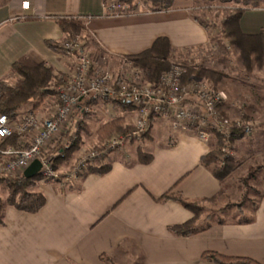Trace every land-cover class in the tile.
Instances as JSON below:
<instances>
[{"label": "crops", "instance_id": "obj_1", "mask_svg": "<svg viewBox=\"0 0 264 264\" xmlns=\"http://www.w3.org/2000/svg\"><path fill=\"white\" fill-rule=\"evenodd\" d=\"M104 4L105 0H0V82L24 57L46 63L60 75L69 74L74 59L49 45L66 38L59 24L63 18L83 20L94 46L116 58L139 54L159 37L169 39L174 53L195 52L210 43L207 27L195 19L187 0H175L168 11L124 16L107 14ZM237 26L242 34L264 35V8L244 11ZM51 102L49 96L34 110L38 117L53 111ZM94 107L103 110V116L91 118L99 124L96 131L127 112L101 101ZM31 109L32 103L20 114ZM153 122L159 135L150 141V163L140 162L133 149L130 162L117 158L107 173L87 174L77 188L58 182L43 185L46 204L37 213L7 205L5 224L0 225V264H215L203 258L206 251L264 264V194L246 218L216 220L191 236L169 230L194 214L175 200L159 202L163 194L180 192L207 204L215 196L219 199L222 185L201 164L212 135L202 140L190 131L171 132L167 121L157 117Z\"/></svg>", "mask_w": 264, "mask_h": 264}, {"label": "rangeland", "instance_id": "obj_2", "mask_svg": "<svg viewBox=\"0 0 264 264\" xmlns=\"http://www.w3.org/2000/svg\"><path fill=\"white\" fill-rule=\"evenodd\" d=\"M136 1L137 0H133V4ZM187 3L190 4L191 13L202 20L205 23L204 25H207L206 27L210 34V43L204 47H200L195 52H173L168 60L169 67L166 71L171 69L172 65L179 63L182 64L185 70L182 77L183 83H189L193 80H203L210 85L208 82V79H210L215 85L217 84L218 90L222 91L225 97L224 102L218 108L220 115L229 119L230 122L240 120L244 123V126L248 125L251 128L250 131L244 129L245 133L241 139L233 141L230 140V138H226L221 145H219L215 137L212 139L211 148L216 149L219 147L221 157H234L237 166L236 170L221 186L222 194H220L219 199L212 203L201 204L204 207L199 220L200 225L198 226L201 228L208 223L220 219L234 221L246 218L250 215L254 206L264 194V168L255 171V175L249 180L250 187H246L241 180L242 177L249 173L251 168L264 164V62L254 63L252 61V65H249V62L243 57V53L240 49L232 44L229 38L225 39L222 34L225 18L230 13H234L237 9L244 8V4L234 0L227 2L220 0H187ZM150 5V0H142L141 2L142 10L149 8ZM83 35L82 32L76 33L70 37L78 38ZM86 41L88 42L89 51L92 53L96 62L99 60V63H108L107 65L110 66V69H119L120 57L116 58L113 56L114 58L108 59L109 53L103 50L98 51V48L93 44L92 37ZM133 63L138 67L141 73V77L138 81L145 82V80H147L145 69L136 62L133 61ZM191 66L198 67L200 70L216 71L220 73L221 78H219L218 82H215V79L208 75L209 73L204 72L202 75L197 74V77L190 76L188 79V77H186L187 75H184ZM20 79H22V76L16 73L15 75L9 76L7 82L9 85H13ZM58 86L60 85L55 83L50 85L51 90L54 91V94L50 96V99L52 98L51 106L53 104L55 105ZM101 102L106 104L105 101ZM25 108H27L26 104L23 105V109ZM90 109L91 112L84 115L80 112L75 113L71 119L70 125L68 127H62L54 139L51 140L50 145H56L49 150V153L52 155L59 152L57 149L60 146H71L72 150L68 153L63 151L61 152L62 156H57V158H55L54 169L60 171L59 179H45V181H42V176H40L38 180L39 189L49 182H58L67 188H77L80 182L74 185L71 182L69 184V180H66V178L76 169L81 157L86 155L87 152L105 147L106 145L104 144L108 143L114 135L125 133L135 127L136 115L133 113V109L127 110L124 116L117 117L123 120L120 127L114 129L105 138H101L99 129L105 124L96 131L95 127L99 124L93 123L91 118L95 119V117L103 116V110L94 107V105L91 106ZM31 110L34 109L32 108ZM27 111L29 110L25 112ZM157 118L167 121V125L170 127L171 132H178L172 129L169 118ZM154 119L152 120L149 131L143 137L142 141L131 139L123 147L114 149L103 156H99L87 167L86 172L81 175L79 180L88 174L92 167L110 165L117 158L125 159L130 162V153L133 149L136 151H138V149L148 150L151 146L150 141L152 135H159L158 131L153 130L155 127V124H153ZM164 126L166 125L164 124ZM171 138L174 139V136ZM18 143L19 138L17 137L13 144L16 145ZM51 150L54 152L52 153ZM8 192L7 186L0 181V198L6 200ZM122 264L134 263L123 262Z\"/></svg>", "mask_w": 264, "mask_h": 264}, {"label": "built area", "instance_id": "obj_3", "mask_svg": "<svg viewBox=\"0 0 264 264\" xmlns=\"http://www.w3.org/2000/svg\"><path fill=\"white\" fill-rule=\"evenodd\" d=\"M142 0L129 4L117 0H105L107 14L124 16L142 10ZM140 5V6H139ZM84 36L66 37L61 43L59 53L74 59L68 78L57 88L56 102L53 111L45 118L29 110L12 119L0 112V177L17 176L36 159L42 163L41 180L59 179L60 171L54 169V162L61 152L49 153L50 142L62 129L68 127L75 113L82 115L91 112L86 99L94 97L106 103L123 100L134 106L136 115L134 129L114 135L105 147L87 152L81 157L76 169L66 180L76 184L81 175L99 156L127 144L131 139L142 141L149 131L153 118H169L174 131H189L196 128L197 136L208 140L209 130L217 131L230 138L233 129L241 128L240 120L230 122L219 113V106L224 102V94L213 89L208 83L193 80L182 81L185 72L182 64H174L162 73L156 81L140 82V70L128 56H121L118 70L110 69L108 63L96 62L89 51ZM97 58V57H96ZM113 58L108 54V59ZM130 71V72H129ZM2 91L0 88V98ZM250 131V127L244 126ZM16 135L19 143L6 144L5 140ZM69 178V179H68ZM41 181V182H42Z\"/></svg>", "mask_w": 264, "mask_h": 264}, {"label": "trees", "instance_id": "obj_4", "mask_svg": "<svg viewBox=\"0 0 264 264\" xmlns=\"http://www.w3.org/2000/svg\"><path fill=\"white\" fill-rule=\"evenodd\" d=\"M122 2L133 4V0H121ZM212 1V0H210ZM220 1H233V0H220ZM245 5L244 8H239L234 13H230L223 22L222 34L224 38H229L231 43L234 44L243 53V57L249 62V65L254 63L264 62V35H245L242 34L237 26V21L240 15L249 9H259L264 8V0H234ZM175 0H150V11H168L172 8ZM196 20L205 24L198 17L194 16ZM59 24L61 25L63 31L67 34L66 37L76 33H82L85 40L89 39L91 36L86 30L84 21L78 18H63L59 19ZM207 26V25H205ZM49 45L56 51H60L61 44L49 42ZM98 51H102L100 48ZM173 53V48L167 37H159L153 43V45L144 50L143 52L136 55H128L130 59L143 67L146 71V78L148 81H156L160 78L162 73L166 71L169 67L168 60ZM209 73L208 75L218 82L221 78L220 73L210 70H200L198 67L191 66L187 69L184 76L189 77L202 75V73ZM19 74L22 79L17 80L13 85H9L7 80L0 82V88L2 95L0 98V112L6 113L10 118H16L22 111L23 105L32 103V108L35 110L38 108L43 101L54 94L51 90L50 85L55 83L61 85L67 78V75H59L55 72L53 67L47 65L46 63H36L28 58L24 57L19 61L15 62L11 75ZM208 78V77H207ZM210 85L213 89L218 90L219 88L208 79ZM101 100L98 98H88L86 102L82 105H87L89 107L97 104ZM113 103L116 107H120L126 110L134 109V106L123 100H115ZM154 119V118H153ZM122 118H115L108 123H106L102 128L99 129V135L101 138L108 136L114 129H118L122 124ZM244 126L241 128L233 129L231 132L230 140L241 139L244 136ZM190 132L196 133L195 127H190ZM210 135L215 137L219 142V145L223 144L225 136L214 130H209ZM17 136H11L5 140L6 144H13ZM59 152L64 151L65 153L72 150L70 147L60 146L57 149ZM56 151V150H55ZM219 147L216 149H210L206 154L201 157V164L209 168L215 177L220 181L221 185L225 180L232 175L236 170V161L234 157L231 156H220ZM138 160L142 163H150L153 159V155L147 149H138L137 151ZM56 160V159H55ZM111 165L104 167H92L90 173L105 174L111 169ZM264 168V164L258 165L257 167L251 168L249 173L242 177V183L246 187H250L249 180L255 175V171ZM87 175V174H86ZM85 175V176H86ZM40 174L32 178H26L23 174L17 176H2L0 181L4 183L8 188V197L6 200L0 198V225L5 224L4 220V209L7 205L13 206L18 210L37 213L46 204L45 194L38 188V180L40 179ZM222 194V189L219 195ZM168 200H175L182 204L185 208L193 212L194 218L188 222L180 225H173L169 227V230L178 236H191L195 235L201 231L198 227L197 221L203 212L202 201L187 199L180 192L168 191L163 194L158 201L165 202ZM216 200V196L211 198L210 201ZM242 205V204H241ZM239 205V206H241ZM257 206V204L255 205ZM246 220V219H245ZM250 221V219H247ZM203 258L214 262L215 264H261L252 258L245 257H230L218 253L216 251H206L203 254Z\"/></svg>", "mask_w": 264, "mask_h": 264}, {"label": "water", "instance_id": "obj_5", "mask_svg": "<svg viewBox=\"0 0 264 264\" xmlns=\"http://www.w3.org/2000/svg\"><path fill=\"white\" fill-rule=\"evenodd\" d=\"M42 163L39 159L34 160L23 172L26 178H32L40 173Z\"/></svg>", "mask_w": 264, "mask_h": 264}]
</instances>
